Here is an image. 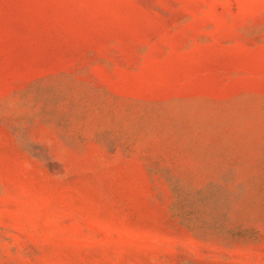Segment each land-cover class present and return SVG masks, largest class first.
<instances>
[{
	"label": "rangeland",
	"instance_id": "1",
	"mask_svg": "<svg viewBox=\"0 0 264 264\" xmlns=\"http://www.w3.org/2000/svg\"><path fill=\"white\" fill-rule=\"evenodd\" d=\"M0 264H264V0H0Z\"/></svg>",
	"mask_w": 264,
	"mask_h": 264
}]
</instances>
